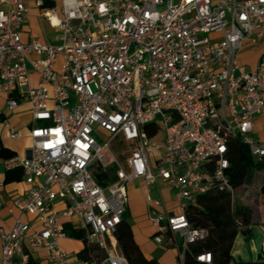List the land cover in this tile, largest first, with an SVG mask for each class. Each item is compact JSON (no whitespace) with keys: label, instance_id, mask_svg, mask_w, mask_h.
Masks as SVG:
<instances>
[{"label":"built area","instance_id":"built-area-1","mask_svg":"<svg viewBox=\"0 0 264 264\" xmlns=\"http://www.w3.org/2000/svg\"><path fill=\"white\" fill-rule=\"evenodd\" d=\"M59 10L55 43L22 41L25 0H0V89L7 110L24 100L32 118L28 155L3 160L6 170L22 169L28 187L11 200L12 228H0V264H27L36 248L50 264H73L59 243L71 218L99 252L84 264H128L114 234L134 180L147 191L160 180L172 189L176 211L147 192L146 212L154 241L176 246L183 264L206 236L190 225L187 207L199 194L235 195L229 139L264 158V142L252 137L264 116V0H60ZM245 43L260 47L254 69L239 62ZM56 201L65 207L55 210ZM195 259L212 264L210 252Z\"/></svg>","mask_w":264,"mask_h":264},{"label":"crops","instance_id":"crops-1","mask_svg":"<svg viewBox=\"0 0 264 264\" xmlns=\"http://www.w3.org/2000/svg\"><path fill=\"white\" fill-rule=\"evenodd\" d=\"M43 1L45 2L46 0ZM47 1L48 3L46 5L43 2V5L38 7L35 0H25L27 16L20 31V38L22 41H27L31 38H38L43 43H55L57 41L58 33L55 22L56 17L60 15V0ZM254 48L253 50L255 51L257 46ZM242 53L243 50L239 52V56H242ZM256 62L257 59L254 62L246 61L245 63L244 61V63L241 62V64L249 69H253ZM31 79L32 83L36 84L37 77L35 74H32ZM6 99L7 94L0 89V146L13 151L15 153L14 155H19L21 157L27 156L28 148L31 146L30 126L32 123L29 103L24 100H19L17 106L13 110H7L5 106ZM4 120H8L10 125L15 129L18 135L17 138L13 139L9 136V130L5 126ZM262 122H264V116H258L255 122L254 133L260 131L257 129L260 126L259 123ZM260 135L262 139H264V133ZM3 160L4 157L0 155V228L3 230H10L18 215L16 209L9 212L11 200L27 189L28 185L24 181L23 174L20 176L12 174L9 180H5L6 169L3 165ZM253 188L255 187L252 181L237 187L235 192L236 198L244 201L250 195V190ZM256 189H259L260 193V188ZM126 191L128 205L124 217H126V219L127 215L132 217L133 222L129 223L131 225L134 240L140 247L142 253L146 257L157 260L159 264H182L178 258L176 246L167 244L166 242L157 244L154 241L153 235L155 230L150 224L146 212L147 192L150 195H154L152 198H160L164 208L168 211H176V201L172 189L160 180L147 191L141 180H134L127 184ZM259 198L260 205L258 206L257 214H254L252 210L253 225L251 227V238L246 241L243 236L239 234L235 239L233 249L235 245L236 248L235 251L232 249V254L236 259L254 261L259 255L258 244L262 235H264V193H260ZM247 206L251 209L249 205ZM64 207L65 203L61 201H56L53 204V208L57 211L62 210ZM22 220L30 222L34 230L40 228L39 223L34 221L31 215H24ZM75 223L76 221L74 218L62 221V227L67 232L68 236L62 238L59 243L61 249L67 253L69 260L73 264H84L85 260L78 256V253L84 247V242L81 238H76L72 235V230L79 231ZM30 256L33 260L38 262V264H50L47 252L44 248L34 249L30 253Z\"/></svg>","mask_w":264,"mask_h":264},{"label":"trees","instance_id":"trees-1","mask_svg":"<svg viewBox=\"0 0 264 264\" xmlns=\"http://www.w3.org/2000/svg\"><path fill=\"white\" fill-rule=\"evenodd\" d=\"M47 3L46 0L44 4ZM145 129L149 135H154L156 132L154 124H147ZM14 154L13 151L0 146V155L4 159ZM228 159L229 167L226 172L233 188L251 182L255 170L264 168V158L260 161L254 159L248 146L239 138L229 139ZM12 174L20 176L22 169L16 167L6 170L5 180H9ZM109 177H113L112 168L107 173L96 175L99 183H104ZM260 193H264V183L260 185ZM233 196L225 191H211L197 196V206L187 207L186 216L190 225L206 230V236L190 244V251L186 252L183 264H202L195 259L196 254L202 252L211 253L212 264H264V256L260 254L254 261L236 259L232 254L236 237L241 234L248 241L251 238L253 225L252 210L247 205L234 204ZM79 231L72 230V235L81 238L84 242V247L78 256L85 261L98 257L99 252L96 246L88 244L84 234ZM114 236L128 264H159L157 260L146 257L142 253L134 240L131 225L126 217L123 216ZM27 264H38V262L30 256Z\"/></svg>","mask_w":264,"mask_h":264},{"label":"rangeland","instance_id":"rangeland-1","mask_svg":"<svg viewBox=\"0 0 264 264\" xmlns=\"http://www.w3.org/2000/svg\"><path fill=\"white\" fill-rule=\"evenodd\" d=\"M254 47H256V45H251V44H248V43H245L243 45L242 56H238L240 63L241 62L244 63V61L246 63V61L247 62H249V61L254 62V61H256V59L258 60V57H259V54H260V47H258V45H257V48H256L255 51L253 50V49H255ZM259 125L260 126H259V128L257 130H260V131L258 133L257 132L254 133L252 135V137L254 139H258L259 138L262 142H264V139H262V136L260 135V134L264 133V122L259 123ZM99 135H100L101 138L97 136V139H98V141L101 142L102 138L106 137V132L103 131V130H100ZM162 136H163V134L160 132L157 136L154 137L153 141L154 142L161 141L162 140ZM252 182H253V186L255 188L250 190V195L244 201L239 200L234 195L233 196V203L234 204H236V203L239 204V203L243 202L242 204L249 205L251 207V210L254 211V214H257L258 206L260 205V201H259L260 200V198H259L260 193H259V189H256V188H260V185L262 183H264V168H262L260 170H255ZM151 197H154V195L151 194ZM127 220L130 223L133 222V219H132V217L130 215L129 216L127 215ZM148 241H149V239H148ZM148 246H149V244H148ZM235 248H236V245H235L233 251H235ZM174 259H175V257H174Z\"/></svg>","mask_w":264,"mask_h":264}]
</instances>
